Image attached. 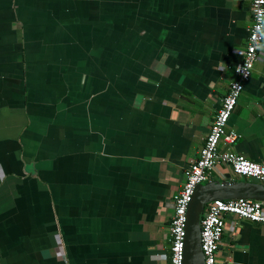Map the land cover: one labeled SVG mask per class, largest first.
I'll return each mask as SVG.
<instances>
[{
	"label": "crops",
	"instance_id": "obj_1",
	"mask_svg": "<svg viewBox=\"0 0 264 264\" xmlns=\"http://www.w3.org/2000/svg\"><path fill=\"white\" fill-rule=\"evenodd\" d=\"M249 25V0H0V264H169ZM229 131L264 164V51ZM224 219L218 262L264 264V224Z\"/></svg>",
	"mask_w": 264,
	"mask_h": 264
},
{
	"label": "built area",
	"instance_id": "obj_2",
	"mask_svg": "<svg viewBox=\"0 0 264 264\" xmlns=\"http://www.w3.org/2000/svg\"><path fill=\"white\" fill-rule=\"evenodd\" d=\"M264 9V0H249L250 25L241 60L232 66V80L221 97L208 133L198 151L197 157L183 170L184 182L173 196V214L168 224L169 264H181L184 236V220L187 205L195 186L209 180V173L218 165L227 166L234 176L264 184V164L253 163L232 153L222 146H232L237 139L233 131L226 133L227 121L233 112L237 98L249 79L259 50L253 40L256 12ZM234 216L250 223L264 224V203L252 200H215L204 206L199 222V242L203 264H225L218 262L217 252L226 226L224 216Z\"/></svg>",
	"mask_w": 264,
	"mask_h": 264
},
{
	"label": "water",
	"instance_id": "obj_3",
	"mask_svg": "<svg viewBox=\"0 0 264 264\" xmlns=\"http://www.w3.org/2000/svg\"><path fill=\"white\" fill-rule=\"evenodd\" d=\"M252 200L264 203V184L233 180H207L195 186L187 205L181 264H203L199 242V222L204 206L215 200Z\"/></svg>",
	"mask_w": 264,
	"mask_h": 264
},
{
	"label": "clouds",
	"instance_id": "obj_4",
	"mask_svg": "<svg viewBox=\"0 0 264 264\" xmlns=\"http://www.w3.org/2000/svg\"><path fill=\"white\" fill-rule=\"evenodd\" d=\"M253 45L255 49L264 51V9L256 12V22L254 25Z\"/></svg>",
	"mask_w": 264,
	"mask_h": 264
},
{
	"label": "rangeland",
	"instance_id": "obj_5",
	"mask_svg": "<svg viewBox=\"0 0 264 264\" xmlns=\"http://www.w3.org/2000/svg\"><path fill=\"white\" fill-rule=\"evenodd\" d=\"M237 177V176H236ZM237 178H239V179H242V178H240V177H237ZM249 181V180H248Z\"/></svg>",
	"mask_w": 264,
	"mask_h": 264
}]
</instances>
